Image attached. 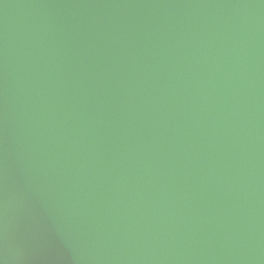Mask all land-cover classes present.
Masks as SVG:
<instances>
[{
  "label": "water",
  "instance_id": "water-1",
  "mask_svg": "<svg viewBox=\"0 0 264 264\" xmlns=\"http://www.w3.org/2000/svg\"><path fill=\"white\" fill-rule=\"evenodd\" d=\"M3 264H264V0H0Z\"/></svg>",
  "mask_w": 264,
  "mask_h": 264
},
{
  "label": "snow or ice",
  "instance_id": "snow-or-ice-1",
  "mask_svg": "<svg viewBox=\"0 0 264 264\" xmlns=\"http://www.w3.org/2000/svg\"><path fill=\"white\" fill-rule=\"evenodd\" d=\"M0 264H3V261L2 260H0Z\"/></svg>",
  "mask_w": 264,
  "mask_h": 264
},
{
  "label": "clouds",
  "instance_id": "clouds-1",
  "mask_svg": "<svg viewBox=\"0 0 264 264\" xmlns=\"http://www.w3.org/2000/svg\"><path fill=\"white\" fill-rule=\"evenodd\" d=\"M3 261V260H2Z\"/></svg>",
  "mask_w": 264,
  "mask_h": 264
}]
</instances>
